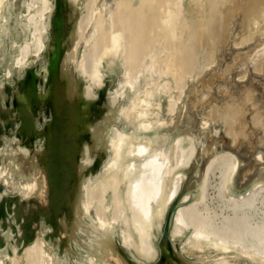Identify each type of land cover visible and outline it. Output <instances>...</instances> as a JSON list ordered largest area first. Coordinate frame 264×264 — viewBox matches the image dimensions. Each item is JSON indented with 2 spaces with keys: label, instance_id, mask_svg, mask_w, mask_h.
<instances>
[{
  "label": "rangeland",
  "instance_id": "1",
  "mask_svg": "<svg viewBox=\"0 0 264 264\" xmlns=\"http://www.w3.org/2000/svg\"><path fill=\"white\" fill-rule=\"evenodd\" d=\"M38 1L0 0V263L264 264V54L231 50L249 0L229 21L220 0H202L212 21L200 0ZM180 23L185 87L164 46ZM173 177L188 191L166 240Z\"/></svg>",
  "mask_w": 264,
  "mask_h": 264
},
{
  "label": "bare ground",
  "instance_id": "2",
  "mask_svg": "<svg viewBox=\"0 0 264 264\" xmlns=\"http://www.w3.org/2000/svg\"><path fill=\"white\" fill-rule=\"evenodd\" d=\"M36 1H38V0H36ZM53 1L55 2V0H52V1H47V6L49 5L48 3H50V4H53ZM102 1V0H101ZM144 1V0H143ZM173 1V0H172ZM176 1V0H175ZM175 1H173V2H175ZM216 0H210L209 2H210V4L213 6V8L214 9H216V7L217 6H214V4L217 2L218 3V1H216ZM234 1V2H233ZM239 0H220V2H222L224 5H225V2H226V6H227V8L226 9H224L225 11H223V13H225V15L226 16H224V20H228L226 17L228 16L227 14L229 13V12H233V13H237V11L239 10H237V11H235L234 12V9L236 8V7H238V4H237V2H238ZM246 1V0H245ZM259 1V0H258ZM258 1L256 2L255 0H249V1H246L245 2V6L244 7H246V6H248V8H245L246 10V12L247 11H249V15L248 14H245L246 12L245 11H243V13L245 14V15H248V17L247 16H245L244 14V17H247V18H243V20L244 19H246L245 21H243L242 20V22H244V30H245V33L241 36V38H238L240 35L238 34V40H237V38L234 40V42H233V45H235L234 47L235 48H231V50L233 51V52H235V56H233V57H235V58H237V59H240L242 56H244L245 55V59H243L244 61L243 62H241L242 64H244V66H249L250 65V63L251 62H253L254 61V59L255 60H260V63H262L261 62V58L260 57H262L263 56V54H264V0H263V3H262V0H261V2H259L258 3ZM38 2H40V1H38ZM37 2V3H38ZM42 3H44V0L43 1H41ZM172 2V3H173ZM197 2H199V4H198V6H197V8H196V10H198L199 11V9H198V7H201V9H200V14H202L203 16H204V13H205V15L207 16L208 15V13H206V10H205V4L202 2V0H200V1H197ZM215 2V3H214ZM248 2V3H247ZM46 3V2H45ZM44 3V4H45ZM68 3H69V0H68ZM246 3H247V5H246ZM28 4V3H27ZM43 4V5H44ZM69 4H71V3H69ZM167 4H169V3H167ZM171 4V3H170ZM174 4V3H173ZM220 4V3H219ZM42 5V6H43ZM100 5V4H99ZM178 5V4H177ZM195 5V4H194ZM223 5V6H224ZM40 6V5H39ZM50 6V5H49ZM48 6V7H49ZM170 6V5H169ZM192 6V5H191ZM41 7V6H40ZM45 7H46V4H45ZM240 7V6H239ZM238 7V8H239ZM51 8V9H50ZM111 8V7H110ZM175 8H178V7H175ZM213 8H212V10H213ZM222 8V7H221ZM224 8V7H223ZM52 9H54L53 7H49L48 8V10H52ZM193 9V8H192ZM219 9V8H218ZM218 9H216L217 10V12H218ZM28 10V9H27ZM138 10V9H137ZM148 10V9H147ZM195 10V9H194ZM216 10H214V11H216ZM45 11H46V8H45ZM53 11V10H52ZM51 11V12H52ZM168 11H169V9H168ZM167 11V12H168ZM197 11V12H198ZM214 11H212L213 13H215ZM2 12V11H1ZM48 12H50V11H48ZM146 12V11H145ZM165 12V11H164ZM177 12V11H176ZM194 12V11H193ZM198 12V13H199ZM210 13V14H213V13ZM33 13V12H32ZM36 13V12H35ZM40 14H41V12H39ZM135 13H136V11H135ZM138 13V12H137ZM169 14H170V11L168 12ZM173 13V12H172ZM219 13H221L222 14V11L221 12H219ZM218 13V14H219ZM38 14V13H37ZM46 13H44V14H42V15H45ZM50 14V16H51V13H49ZM132 14H134V13H132ZM167 14V13H166ZM175 14V13H174ZM178 14V13H177ZM208 15V16H211V15ZM215 14H217V13H215ZM220 14V15H221ZM3 15V14H2ZM41 15V16H42ZM202 15H198V17L200 18V19H195L194 21H191V22H189V24H187V22H186V24L189 26V27H192V26H202L203 25V23H202V18H203V20L204 19H206V18H204ZM214 15V14H213ZM212 15V16H213ZM236 15V14H235ZM234 15V16H235ZM4 16V15H3ZM30 16V15H29ZM28 16V17H29ZM32 16V15H31ZM40 16V17H41ZM131 16H133V15H131ZM136 16H137V14H136ZM162 16H164L163 14L161 15V18H162ZM166 16V15H165ZM171 16H173V15H171ZM211 16V17H212ZM215 16H217V15H215ZM229 16H230V13H229ZM37 17V16H36ZM44 17V16H43ZM143 17V16H142ZM181 17V16H180ZM233 16L231 15L229 18H232ZM208 18H210V17H208ZM226 18V19H225ZM43 19H48V18H43ZM136 19H138L137 17H136ZM136 19H134V20H136ZM171 19V18H170ZM212 19H214V20H219V17H217V19H216V17H212L211 18V21H212ZM222 19V18H221ZM220 19V20H221ZM3 20H5V19H3ZM125 20H127V19H125ZM142 20V19H141ZM140 20V21H141ZM151 20V19H150ZM153 20V19H152ZM178 20V19H177ZM36 21V20H35ZM42 21H44V22H46L45 20H42ZM49 21H50V19H49ZM140 21H139V23H140ZM154 22H155V20H153ZM163 21V20H162ZM187 21V20H186ZM229 21V20H228ZM227 21V22H228ZM233 21V20H232ZM44 22H42L43 24H44ZM124 22V21H123ZM145 22V21H144ZM147 22V21H146ZM165 22V21H164ZM175 22V21H174ZM179 22V21H178ZM215 22V21H214ZM214 22L213 23H210V24H214ZM218 22V21H217ZM216 22V23H217ZM220 23L221 22H226V21H219ZM245 22H246V24H245ZM122 23V22H121ZM142 23V22H141ZM148 23V22H147ZM153 23V22H152ZM167 22H165V24H166ZM182 23V22H181ZM179 24L178 25V27L176 28V29H173V30H171V31H163L164 32V34H165V36H166V39H168V40H166L167 42H165V44H164V46L165 47H167L168 48V50L166 51V52H168L169 54H170V56L168 55V57H171L170 58V60H171V62H169V63H171V65L173 66H171V68H172V71H173V73H174V75H175V77H176V79H177V81L176 82H178V86H180V87H183V84L184 83H182L183 82V80H185V78H181V76H180V74H181V71H182V73L185 71V70H188V62H187V58H189L188 56H189V54H190V50L192 51V49H191V45H189L188 43H187V39H189V37L190 36H193V35H191V32L189 31V29L188 28H186L185 27V25L183 26L182 24ZM185 23V22H184ZM215 23V24H216ZM45 24H47V23H45ZM44 24V25H45ZM218 24V23H217ZM233 24H235L234 22H233ZM32 25V24H31ZM30 25V26H31ZM122 25V24H121ZM145 25V24H144ZM169 25V24H168ZM186 25V26H187ZM208 25V24H207ZM206 25V26H207ZM219 25V24H218ZM217 25V26H218ZM221 25V24H220ZM211 25H208L207 27V30H209L210 32H211V28H209ZM215 26V25H214ZM216 26V27H217ZM234 26V25H233ZM150 27V26H149ZM211 27H213V25L211 26ZM219 27V30H220V28L222 27V26H218ZM217 27V28H218ZM32 28H33V26H32ZM37 28V27H36ZM145 28H146V25H145ZM147 28H148V26H147ZM146 28V29H147ZM151 28V27H150ZM168 28V27H167ZM200 29H202V28H204V26H202V28L201 27H199ZM213 28H215V27H213ZM223 28V27H222ZM132 29V28H131ZM192 28H190V30H191ZM34 30V29H33ZM138 30V29H137ZM193 31H194V29H192ZM191 30V31H192ZM197 30H198V28H197ZM213 30V29H212ZM217 29H215V30H213L214 31V33L216 34V33H218V32H215ZM244 30L242 31V32H244ZM39 31H41V30H39ZM45 31V30H44ZM148 31V30H147ZM162 31V30H161ZM183 31L185 32V36H184V39L183 40H181V38L183 37ZM196 31V30H195ZM218 31V30H217ZM226 31V30H225ZM34 32V31H33ZM38 32V31H37ZM140 32V31H139ZM166 32V33H165ZM210 32H209V34H210ZM223 32V31H222ZM221 32V33H222ZM197 33V32H196ZM203 33V32H202ZM213 33V34H214ZM132 34V33H131ZM146 35H147V33H145ZM214 34V35H215ZM224 34V33H223ZM240 34H241V32H240ZM41 35H43V34H41ZM41 35H39V36H41ZM137 35V34H136ZM202 35V34H201ZM217 35V34H216ZM33 36V35H32ZM138 36V35H137ZM150 36V35H149ZM159 36V35H158ZM195 36V35H194ZM218 36V35H217ZM220 36V35H219ZM225 36V35H224ZM223 36V37H224ZM45 37V36H44ZM130 37V36H129ZM160 37V36H159ZM162 37H163V35H162ZM210 37H211V34H210ZM215 37V39H216V36H214ZM221 37V36H220ZM226 37V36H225ZM186 38V39H185ZM212 38V37H211ZM41 39V38H40ZM39 39V40H40ZM58 39H59V37H58ZM112 39V38H111ZM165 39V38H164ZM207 39V38H206ZM221 39H222V37H221ZM151 40V39H150ZM134 41H135V39H134ZM160 41H161V39H160ZM207 41V40H206ZM211 41H214V40H212L211 39ZM216 42H217V39L215 40ZM219 41H220V39H219ZM225 41H226V39H225ZM224 41V42H225ZM27 42V41H26ZM25 42V43H26ZM31 42V41H30ZM32 42H33V40H32ZM35 42H37V41H35ZM38 42H40V41H38ZM37 42V43H38ZM162 42V41H161ZM194 42V41H193ZM227 42V41H226ZM225 42V44H223L224 46L227 44ZM42 43V42H41ZM113 43V42H112ZM167 43V44H166ZM220 43V42H219ZM218 43V44H219ZM223 43V42H222ZM32 44V43H31ZM40 44V43H39ZM132 44V43H131ZM212 44H214V43H212ZM113 45V44H112ZM167 45V46H166ZM243 45H247V48H244V47H242ZM121 46V45H120ZM163 46V45H162ZM30 47V46H29ZM36 47V46H35ZM100 47V46H99ZM132 47V46H131ZM223 47V46H222ZM162 48V47H161ZM21 50V49H20ZM194 50V49H193ZM261 51H263V52H261ZM33 52V51H32ZM214 52H216V51H214ZM36 53V52H35ZM39 53V52H38ZM28 54V53H27ZM212 54V53H211ZM112 55V54H111ZM31 56V55H30ZM33 56H36L35 54L33 55ZM32 56V57H33ZM29 57V56H28ZM27 57V58H28ZM37 57V56H36ZM130 57V56H129ZM194 57V56H193ZM212 58V57H211ZM64 59V58H63ZM95 59V58H94ZM264 59V58H263ZM6 60V59H5ZM88 60V59H87ZM129 60V59H128ZM193 60V59H192ZM238 61V60H237ZM129 62V61H128ZM191 63V62H190ZM19 64V63H18ZM253 64V63H252ZM264 65V64H263ZM262 65V66H263ZM260 66V64H258V66L257 67H259ZM64 67V66H63ZM82 67V66H81ZM186 68V69H185ZM190 68V67H189ZM259 69V68H258ZM258 69H256V71L258 70ZM134 70V69H133ZM135 70H136V68H135ZM260 70H262L261 69V67H260ZM62 72V71H61ZM135 72V71H134ZM189 72V71H188ZM229 72V71H228ZM258 72H259V70H258ZM261 72V71H260ZM185 74V73H184ZM71 75H73V74H71ZM57 76V75H56ZM184 76V75H183ZM56 79V78H55ZM123 79V78H122ZM245 79V78H244ZM57 80V79H56ZM57 83V82H56ZM55 83V84H56ZM185 85H186V83L184 84V87H185ZM167 87V86H166ZM169 87V86H168ZM175 88V87H174ZM169 89V88H168ZM176 90V89H175ZM179 90V89H178ZM181 90V89H180ZM182 90H183V88H182ZM89 91V90H88ZM123 92V91H122ZM176 92V91H175ZM74 93V92H73ZM60 94V93H59ZM90 95V94H89ZM180 97V96H179ZM114 98V97H113ZM134 98V97H133ZM136 99V98H135ZM138 99V98H137ZM171 99V98H170ZM247 99H249V96H248V98ZM142 100V99H141ZM148 100V99H147ZM251 100V99H250ZM137 101H139V100H137ZM57 102V101H56ZM140 102V101H139ZM134 103V102H133ZM137 104V103H136ZM164 104V103H163ZM243 104V103H242ZM245 104V103H244ZM247 104V103H246ZM169 105V104H168ZM239 105V104H238ZM58 107V106H57ZM136 107V106H135ZM240 107V106H239ZM245 107V106H244ZM168 108V107H167ZM145 109V108H144ZM227 109V108H226ZM60 110H61V108H60ZM146 110V109H145ZM168 110H169V108H168ZM167 110V111H168ZM216 110V109H215ZM58 111H59V109H58ZM64 111V110H63ZM175 111V110H174ZM173 111V112H174ZM220 112V111H219ZM240 112V111H239ZM60 113V112H59ZM244 113V112H243ZM246 113V112H245ZM248 113V112H247ZM58 114V113H57ZM170 114H171V112H170ZM214 114V113H213ZM241 114V113H240ZM61 115V114H60ZM59 115V116H60ZM148 116V115H147ZM237 116H239V115H237ZM241 116V115H240ZM181 117V116H180ZM236 117V116H235ZM143 118V117H142ZM179 118V117H178ZM234 118V117H233ZM241 118V117H240ZM182 119V118H181ZM244 119V118H243ZM138 120V119H137ZM178 120V119H177ZM183 120V119H182ZM173 121V120H172ZM225 121V120H224ZM240 121V120H239ZM29 122V121H28ZM133 122V121H132ZM151 122V121H150ZM155 123V122H154ZM157 123H159V121L157 122ZM177 123V122H176ZM182 123V122H181ZM178 124H180V123H178ZM236 124V123H235ZM254 125V124H253ZM103 126V125H102ZM138 126V125H137ZM229 128V127H228ZM91 129V128H90ZM231 129H233V128H231ZM92 130V129H91ZM25 131V133L27 134V135H29V133H30V131H31V128L30 129H28V130H24ZM149 130H147V132H148ZM118 132V131H117ZM144 132V131H143ZM57 133H59V132H57ZM139 134V133H138ZM242 134V133H241ZM158 136V135H157ZM134 137V136H133ZM150 137V136H149ZM185 137V136H184ZM187 138H189V137H187ZM159 140H160V138H158ZM191 139V138H190ZM135 142V141H134ZM141 142V141H140ZM155 142V141H154ZM189 142V141H188ZM132 143H133V141H132ZM143 143V142H142ZM136 143H134V145H135ZM140 144V143H139ZM150 144V143H149ZM158 144V143H157ZM187 145V144H186ZM185 145V146H186ZM55 146V145H54ZM137 146V145H136ZM135 146V147H136ZM155 146H156V144H155ZM162 146V145H161ZM161 146H159V148H161ZM134 146H133V148H135ZM173 147V146H172ZM132 148V149H133ZM136 148H137V150H136ZM135 149H133L132 151H131V153H133V151H135V153H143V151H145V147H143V145H139V147H136ZM141 148V151H139V149ZM162 148H164V147H162ZM161 148V149H162ZM174 148H176V147H174ZM1 149V148H0ZM54 149V148H53ZM120 149V148H119ZM153 149V148H152ZM156 149V148H155ZM155 149H153V151H155ZM158 150V149H157ZM160 150V149H159ZM172 150H173V148H172ZM188 150V149H187ZM55 151V150H54ZM85 151H86V149H85ZM177 151V150H176ZM181 151V150H180ZM192 151V150H191ZM5 152V151H4ZM157 153H162V151L160 150V152L159 151H156ZM172 152H175L174 150L172 151ZM185 153V152H184ZM181 154V156L182 155H184L185 156V154ZM0 154H1V152H0ZM3 154V153H2ZM5 155H7V154H5ZM4 155V156H5ZM131 155V154H130ZM129 155V156H130ZM143 155H144V153H143ZM150 155V154H149ZM154 155V154H153ZM160 155V154H159ZM159 155H157V154H155V156H159ZM3 156V157H4ZM151 156V155H150ZM161 156H163V153L161 154ZM160 156V157H161ZM180 156V157H181ZM184 156H182L183 158H184ZM56 157V156H55ZM133 157H136V156H133ZM144 157H146L145 155H144ZM147 157H149L148 155H147ZM172 157V156H171ZM176 157V156H175ZM131 158V157H130ZM150 158V157H149ZM152 159H153V161H152V167H153V173L155 174V173H157V174H159L160 172H163V163L161 162V161H159L158 160V158H153V157H151ZM134 159V158H133ZM132 158H131V161L133 160ZM146 159V158H145ZM161 159V158H160ZM172 159V158H171ZM185 159V158H184ZM147 160V159H146ZM176 160H177V157H176ZM188 160V159H187ZM4 161V160H3ZM9 161H11V160H9ZM56 161V160H55ZM59 161V160H58ZM148 161H149V159H148ZM162 161H163V159H162ZM181 161H182V159H181ZM189 161V160H188ZM234 161V160H233ZM2 162V161H1ZM146 162V161H145ZM183 162V161H182ZM7 163H8V160H7ZM229 163V162H228ZM234 163V162H233ZM144 164H146V163H144ZM178 164H181V163H178ZM185 164V161H184V163H182L181 165H184ZM53 165V164H52ZM61 165V164H60ZM130 165V164H129ZM150 165H151V163H150ZM186 165V164H185ZM4 166V165H3ZM2 166V164H1V166H0V169H1V167H3ZM148 167L147 168H149V165H147ZM177 166V168L180 166V165H177V161H176V165H175V167ZM144 167V166H143ZM4 168H6L5 166H4ZM56 168V167H55ZM146 168V167H145ZM180 168V167H179ZM178 168V169H179ZM150 169V168H149ZM2 170V169H1ZM123 170V169H122ZM180 170V169H179ZM2 171H4V170H2ZM115 171V170H114ZM151 171V170H150ZM149 171V172H150ZM176 171V170H175ZM1 172V171H0ZM4 172H6V171H4ZM175 173V172H174ZM1 174V173H0ZM55 174V173H54ZM125 174H127V173H125ZM151 174V173H150ZM149 174V175H150ZM1 175H3V173L1 174ZM57 175V174H56ZM149 175H147V176H149ZM161 174H159V178L161 177L160 176ZM112 176V175H111ZM146 176V177H147ZM152 176V175H151ZM150 176V177H151ZM126 177V176H125ZM155 177V176H154ZM153 177V178H154ZM156 177H157V175H156ZM0 178L2 179V177L0 176ZM4 178V177H3ZM12 178V177H11ZM145 178V177H144ZM178 178H180L179 176L177 177V179ZM182 178V177H181ZM5 179V178H4ZM126 179V178H125ZM128 179V178H127ZM147 179V178H146ZM152 179V178H151ZM161 179V178H160ZM159 179V180H160ZM122 180V179H121ZM131 180V179H130ZM181 179H179L178 181H179V184H178V186H177V181H175V179H174V177H173V180H172V183L169 185L170 186V188H169V190H168V192L165 194V198H167V200H170V199H172V197L173 196H175L176 195V192H177V190H178V188H179V185L181 184L180 181ZM223 180V179H222ZM2 181V180H1ZM149 181H150V178H149ZM3 182V181H2ZM101 182V181H100ZM159 182V181H158ZM157 182V183H158ZM4 183V182H3ZM2 183V184H3ZM145 183V182H144ZM147 184V183H146ZM203 184V183H202ZM221 184V183H220ZM126 186V185H125ZM255 186V185H254ZM260 188V187H259ZM128 190V189H127ZM147 191V190H146ZM5 193V192H4ZM3 193V194H4ZM250 193H252V191L250 192ZM257 194V193H256ZM256 194H254V196L256 195ZM1 195V194H0ZM127 195V194H126ZM137 195V194H136ZM140 195V194H139ZM128 196V195H127ZM130 196V195H129ZM0 198H2V197H0ZM186 198H187V196H186ZM185 198V199H186ZM203 198V197H202ZM130 199V198H129ZM183 199H184V197H183ZM126 200V199H125ZM144 201V200H143ZM142 201V202H143ZM182 201V200H181ZM180 201V202H181ZM141 202V203H142ZM166 202V201H165ZM169 202V201H168ZM167 202V203H168ZM194 202V201H193ZM251 202V201H250ZM180 204V203H179ZM196 204V203H195ZM241 205V204H240ZM247 205V204H246ZM163 206V205H162ZM166 206V205H165ZM83 207H84V205H83ZM140 207H142V206H140ZM245 207V206H244ZM1 208V207H0ZM163 209H165V207H162ZM189 208V207H188ZM183 209V208H182ZM162 210V209H161ZM244 212V211H243ZM161 214V213H160ZM177 215V214H176ZM246 217V216H245ZM194 218V217H193ZM181 219V218H180ZM175 220V219H174ZM201 220V219H200ZM3 221V220H2ZM15 221V220H14ZM184 222H186V221H184ZM183 222V223H184ZM195 223V222H194ZM201 223V222H200ZM2 225V224H1ZM177 225V224H176ZM186 225V224H185ZM200 225V224H199ZM196 226V225H195ZM189 227V226H188ZM175 228H177V227H175ZM47 229V228H46ZM173 229V228H172ZM198 229V228H197ZM202 228H200L199 230H201ZM231 229V228H230ZM176 230V229H175ZM198 230V231H199ZM195 231H196V229H195ZM206 231H207V229H206ZM201 232V231H200ZM141 233V232H140ZM174 233V232H173ZM179 233V232H178ZM205 233V232H204ZM91 234V233H90ZM19 235V234H18ZM196 235H199V234H196ZM205 235V234H204ZM2 236V235H1ZM191 236H192V234H191ZM218 236V235H217ZM230 236V235H229ZM63 237V236H62ZM178 237V236H177ZM197 237V236H196ZM199 237H200V235H199ZM233 237V236H232ZM232 237H231V239H232ZM173 238H174V236H173ZM194 238V237H193ZM207 238V237H206ZM229 238V237H228ZM192 239V238H191ZM222 239V238H221ZM233 239H234V237H233ZM14 240V239H13ZM197 240H199V238L197 239ZM173 241V240H172ZM193 241V240H192ZM201 241V240H200ZM204 241V240H203ZM242 241V240H241ZM44 242V241H43ZM215 242V241H214ZM199 243H201V242H199ZM212 243V242H211ZM211 243H209V244H211ZM223 243V242H222ZM2 244V243H1ZM217 244V243H216ZM238 244V243H237ZM200 245V244H199ZM202 245V244H201ZM219 245V244H218ZM239 246V245H238ZM21 247H22V245H21ZM195 247H196V245H195ZM197 247H199V246H197ZM15 248V247H14ZM13 248V251L14 250H16V249H14ZM17 248V247H16ZM202 248V247H201ZM237 248V247H236ZM195 249V248H194ZM198 249V248H197ZM2 250V249H1ZM0 250V251H1ZM33 250V249H32ZM29 253H30V251H29ZM1 254H2V252L0 253V259H2L1 258ZM4 255V254H3ZM69 258V257H68ZM3 260V259H2ZM4 260H5V258H4ZM2 263H0V264H3V261H1ZM13 263V262H12Z\"/></svg>",
  "mask_w": 264,
  "mask_h": 264
},
{
  "label": "water",
  "instance_id": "3",
  "mask_svg": "<svg viewBox=\"0 0 264 264\" xmlns=\"http://www.w3.org/2000/svg\"><path fill=\"white\" fill-rule=\"evenodd\" d=\"M251 178H249L247 181H245L243 184L241 185H237L236 188L241 189L242 187H246L247 185H249ZM187 187H185V183H183L182 185L179 186L178 191L176 193V195L171 199L170 201V207L168 209L167 212V217H166V222H165V227H164V231H163V238L167 240V232L169 229V224H170V219H171V214L173 212V209L175 208V206L182 200L183 196H185Z\"/></svg>",
  "mask_w": 264,
  "mask_h": 264
}]
</instances>
